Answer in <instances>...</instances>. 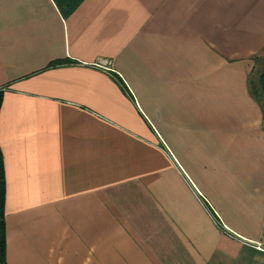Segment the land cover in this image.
Wrapping results in <instances>:
<instances>
[{
	"label": "crops",
	"instance_id": "obj_1",
	"mask_svg": "<svg viewBox=\"0 0 264 264\" xmlns=\"http://www.w3.org/2000/svg\"><path fill=\"white\" fill-rule=\"evenodd\" d=\"M263 73L264 0H0L6 264H264Z\"/></svg>",
	"mask_w": 264,
	"mask_h": 264
},
{
	"label": "trees",
	"instance_id": "obj_2",
	"mask_svg": "<svg viewBox=\"0 0 264 264\" xmlns=\"http://www.w3.org/2000/svg\"><path fill=\"white\" fill-rule=\"evenodd\" d=\"M260 92L264 96V73L259 77ZM2 90H0V105L2 101ZM4 201H5V178H4V167L3 157L0 150V264H6L5 260V222H4Z\"/></svg>",
	"mask_w": 264,
	"mask_h": 264
},
{
	"label": "built area",
	"instance_id": "obj_3",
	"mask_svg": "<svg viewBox=\"0 0 264 264\" xmlns=\"http://www.w3.org/2000/svg\"><path fill=\"white\" fill-rule=\"evenodd\" d=\"M107 62H101V65L100 66H103V67H105V68H107V69H109V67H108V65L106 64ZM257 248H260V246H257Z\"/></svg>",
	"mask_w": 264,
	"mask_h": 264
}]
</instances>
